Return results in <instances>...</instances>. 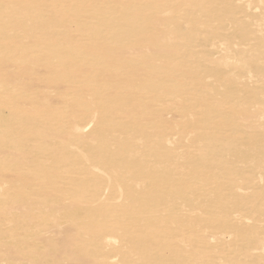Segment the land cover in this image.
<instances>
[{
  "label": "rangeland",
  "instance_id": "1",
  "mask_svg": "<svg viewBox=\"0 0 264 264\" xmlns=\"http://www.w3.org/2000/svg\"><path fill=\"white\" fill-rule=\"evenodd\" d=\"M37 26L40 45H36L34 36H25ZM249 30L264 34V0H0V97L5 100L0 102V264H4L1 259L8 261L5 264H21L14 252H28L31 246L41 251L47 241L58 248L54 228L72 227L61 225L52 215V222H48L42 217V199L37 198L50 200L51 208H65V217L72 215L76 221L74 227L78 221H92V211L77 210L73 205L82 200V190L65 189L67 186L62 185L67 182L55 181L51 176L56 173L58 159L70 151L71 143L54 136L46 138L53 132L46 128L31 141L2 143L6 136L23 131L25 125L41 127L43 119L47 121L45 113L40 112L49 103L36 109V97L23 90L30 82L32 86L40 81L37 85L48 90L55 105L65 108L66 102H62L70 91L65 84L74 78L69 70L64 78L57 76L64 64L88 59L95 70L90 84L95 86L108 78L102 77V70L127 83L132 80L131 85L135 83L129 88L131 92L127 91L131 85H125L123 92L128 93L123 94L142 103L141 120L155 115L160 127L177 132L181 116L190 112L200 123L190 136L206 135L207 126L201 122L205 116L213 113L214 117L218 111H248L254 115L251 119L237 118L233 128H220L237 129L244 137L247 129L264 132V92L258 78L245 67L255 56L247 41ZM123 33L128 34L127 39L121 37ZM45 34L53 37L44 42ZM60 48L66 53L57 57L54 52ZM105 48L110 52L102 51ZM226 87L234 89V94L227 93ZM80 98L71 95L67 106ZM167 122L171 123L169 127ZM200 147L198 143L189 147L182 144L181 150L203 155ZM49 150L56 155L51 160L47 158ZM226 154L215 158L232 153ZM47 185L49 191L45 190ZM191 242L192 248L180 254L184 264H196L198 257L209 264H238L237 260L257 264V255H264V249L245 253L242 245L238 249L216 248L220 242L213 238L200 242L194 236ZM86 246V251L96 250L94 245ZM113 248L119 251L117 255L105 259L114 264L131 262L141 252L135 247L126 248L120 241ZM227 256L229 262L226 258L225 262L214 260ZM47 261L42 255L31 258L36 264Z\"/></svg>",
  "mask_w": 264,
  "mask_h": 264
},
{
  "label": "bare ground",
  "instance_id": "2",
  "mask_svg": "<svg viewBox=\"0 0 264 264\" xmlns=\"http://www.w3.org/2000/svg\"><path fill=\"white\" fill-rule=\"evenodd\" d=\"M127 33L121 37L126 38ZM25 36H34L36 45H40L38 26L27 31ZM51 37L45 34L42 40L48 42ZM247 38L255 56L245 67L258 78L264 92V34L249 30ZM18 47L22 48V44ZM102 51L110 52L106 48ZM65 53L61 48L54 52L57 57ZM74 57L77 59L78 55ZM81 61L64 64L57 76L62 79L64 72L69 70L74 78L65 84L66 89H70L62 102H66L65 108L55 105L48 90L37 85L40 81L22 88L36 97V109L49 103L47 109L41 108L43 112H40L45 113L47 121L43 119L41 127L25 125L23 131L6 136L2 143L31 141L44 128L53 129L46 138L54 136L71 143L70 151L58 159L56 173L51 176L55 181L67 182L61 184L67 186L65 189L82 190V200L73 205L77 210L92 211V221L85 224L78 221V226L74 227L76 221L72 215L68 219L65 217V208H51L50 200L37 198L42 199L39 204L42 217H47L48 222H52V215L61 225L72 227L54 228V237L60 244L58 248L47 241L43 248L40 247L41 251L31 246L28 252H14L21 258V264H36L31 258L38 255L48 259L43 264H114L105 256L117 255L119 251L113 248L117 241L126 248L135 247L141 251L133 261H118L119 264H184L180 254L192 248L194 236L200 242L218 240L216 248L221 249L241 245L245 253L264 249V234L260 232L264 231L261 224L264 222V132L247 129L245 136L240 137L237 129H220L222 126L233 128L237 118L247 121L253 113L218 111L214 117L213 113L204 115L201 122L207 126V134L190 136L200 123L194 120L192 113L185 112L177 132L175 129L169 131L159 126L155 115L153 119L141 120L142 103L123 94L128 93L123 92V87L131 85L132 80L127 83L102 70V77L108 78L94 86L90 84L91 76L95 75L93 62ZM134 86L135 83L128 86L127 91ZM226 90L234 94L231 87ZM71 95L81 98L67 106L71 104L67 99ZM2 101L5 100L0 97ZM197 143L201 144L199 152L203 155L181 150L182 144L189 147ZM225 151L226 155L232 154L215 158ZM51 152L54 153L47 152L49 160L56 156ZM45 190L49 191V185ZM32 201L28 202L29 206ZM34 206L37 208V204ZM86 245H94L96 250L86 251ZM220 258L214 260H231L229 256ZM1 260L4 264L8 262ZM256 260L257 264H264V255H257ZM237 261L238 264L246 262ZM196 264H209V261L198 257Z\"/></svg>",
  "mask_w": 264,
  "mask_h": 264
}]
</instances>
